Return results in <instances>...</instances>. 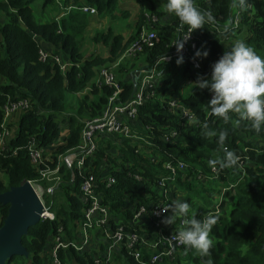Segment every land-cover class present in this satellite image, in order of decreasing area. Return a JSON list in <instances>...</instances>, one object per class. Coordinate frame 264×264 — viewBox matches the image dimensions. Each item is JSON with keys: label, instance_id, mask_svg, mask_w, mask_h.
<instances>
[{"label": "trees", "instance_id": "obj_1", "mask_svg": "<svg viewBox=\"0 0 264 264\" xmlns=\"http://www.w3.org/2000/svg\"><path fill=\"white\" fill-rule=\"evenodd\" d=\"M33 2L34 0L0 1V12L6 15V22L0 26V51L4 48V54L0 53V77L6 80V84L0 85V122L1 108L7 96H23L30 102L29 109L19 112L16 135L10 141V147L16 149V152L0 154V193L12 186L39 178L38 171L30 162L27 144L30 137H35L44 147L56 143L60 126L55 117L63 116L67 109L68 95L71 102L76 103V107L75 114L68 118L69 134L55 149V153L61 155L80 141L83 121L79 118L99 115L113 94L112 88H99L96 85L97 73L117 64L114 73L123 89L119 98L129 99L134 91L133 81L121 79L128 70L125 63L134 60L122 59L127 47L136 40L140 31H154V44L144 47L134 57H141L138 61L141 60L151 68L158 60L169 55L172 44L178 38L177 29L184 25L176 15H172L171 23L162 22L158 4L153 0H134L138 10L134 24L132 22L134 32L125 38L122 33L115 31L113 22L131 16L126 0H64L65 8L69 5L78 7L80 2H84L83 4L95 7L101 20H110L103 30L95 31L91 37L94 43L107 49L106 55L92 53L84 57L82 47L91 17L82 11L63 9L65 14L59 19L37 21L31 7ZM53 3L54 0H43L41 10ZM195 3L203 13L211 14L212 20L209 23H214L217 28L211 29L205 23L196 32L204 45V51L208 53L207 57L202 58V69H192L188 58L179 66L174 61L156 91L160 97L170 91L180 99L184 107L190 108L197 115L200 123L183 124L181 116L170 110L166 98L162 103L158 98L148 99L139 110L136 124L137 128H140V124L144 127L145 142L119 135L124 142V146L120 148L124 159L120 163L121 170L110 166L116 165L115 160L100 146L96 149L95 159L86 164L91 163L94 170L95 166L100 169L105 165L108 175L116 179V183L110 187L105 186L104 180L98 179L97 190L112 215L110 225L114 227V221L118 219L133 228L132 212L141 205L147 207L146 203H142L145 194L158 191V181L167 174L164 164L184 161L188 165V173L184 179L181 177L182 171L178 174L176 187L185 191L183 196H186L188 202L200 197L201 203L194 209L196 219L216 218L217 222L210 233L213 245L208 256H201L196 249L185 246L172 259L164 258L162 264H264V153H250L251 165L245 166L247 174L242 180H239L242 172L236 164L223 168L216 164L221 173L219 181L203 185L195 181L198 172H210L212 164L209 161L223 159L225 148L234 152L237 157L244 155L243 148L248 145L247 138L257 133L252 126L241 121L236 113L229 116L227 121L212 114L208 104L212 98L210 91L198 88L195 82L201 77L210 78L212 65L235 44L232 42L225 47L222 41L226 37L231 40L240 37L258 55L264 57V0H243V4L241 0H195ZM151 17H156L157 21H150ZM236 18L238 24L234 27ZM32 34L40 36L53 46L54 55L67 56L69 67L62 71L50 60L40 61L39 45ZM185 73L194 81L188 94L182 93L176 81L177 76L181 78ZM81 92L84 94L78 97L77 94ZM204 124H207V129L203 127ZM172 128L180 132L179 138L169 142L163 140V132ZM207 131L215 132L216 135L208 136L205 134ZM221 132L227 133L223 145L219 142ZM154 156L158 158L154 159ZM128 160L132 162L130 166H126ZM63 169L64 165L61 167V176ZM65 179L66 182L62 176L54 191L44 196L48 210L55 214V219L40 220L30 226L21 241L28 256H12L5 264H46L52 245L49 240L58 226L63 227L67 236H73L76 222L82 218L83 204L79 191L81 177L77 169H72ZM72 180L74 183H71ZM39 182L44 188L54 184L45 179ZM227 184L234 186L224 192V198L219 203L220 211L208 214L218 200L214 202L202 196L200 189H209L213 185L226 187ZM217 193L221 194V188ZM127 199L131 200L126 201ZM7 209V205L0 204V226L6 218ZM60 258L62 264H71L72 259L77 264H93L90 257L82 256L74 250H61ZM122 264L135 263L127 256V263Z\"/></svg>", "mask_w": 264, "mask_h": 264}, {"label": "built area", "instance_id": "obj_2", "mask_svg": "<svg viewBox=\"0 0 264 264\" xmlns=\"http://www.w3.org/2000/svg\"><path fill=\"white\" fill-rule=\"evenodd\" d=\"M65 9L82 11L90 17H95L97 15L95 7L83 3L78 7L69 5ZM150 21L156 22L157 18L151 17ZM205 23H208L211 29H217L214 23H209L208 20H206ZM237 24L238 19L236 18L234 19L233 26L236 27ZM197 30L198 29L191 32L187 25L184 24L180 26L177 29L178 38L172 44L173 48L167 57L158 60L151 68L146 66L136 69L137 80L135 81V89L132 96L127 100H121L119 98L123 89L113 69L110 67L100 70L96 75V85L99 88L102 86L112 88L113 94L110 96L105 109H103L99 115L83 121L80 141L75 147L67 150L65 154L61 155L55 153L56 146L61 144V142H59L60 140L55 143V146H52V144L50 147H44L40 145L35 137H30L27 144V153L32 166L35 167L39 173V178L28 182L35 191L43 207L40 220L55 219V214L48 210L44 196L45 194L52 193L55 186L61 181V167L64 163L66 162L69 165L73 164L81 177L79 191L83 204L82 218L76 222L72 237L67 236L61 225L58 226L56 233L52 235L53 242L49 249V259L46 264H62L60 258L61 250L64 252L74 250L82 256H88L91 258L93 264H112L116 255L121 256L124 263H127V256H129L135 264H162L164 258L172 259L180 248L186 246L175 238L178 232L185 227L183 224L185 218H181L177 229H171L165 233L163 231V227L165 226L163 221L168 217L170 212L168 211L165 213L162 211V207L168 206L172 202L171 196L173 192L176 191L175 188L178 179L176 177L178 174L181 171L183 172L181 176L182 179L187 176L188 165L184 161H178L176 164L172 162L164 164L167 174L163 175L158 181V188L161 196L159 198V203L152 207L141 205L135 209L132 215L133 228H130L122 221H114L116 223L114 227L110 225L109 221L112 220V215L109 213L108 207L102 202L101 195L97 190L98 179L95 175V170L92 169L91 163H86L87 161L92 162L95 159L99 137L104 133H115L125 138L145 142L143 138L144 127L140 124L138 125L140 128H137L136 124L138 123L139 110L141 106L148 102V99L158 98L162 103V100L166 98L170 110L181 116L183 124L198 125L200 123L197 115L190 108L184 107L180 99L172 95L170 91L163 97H160L156 91L162 84L161 80L164 79L166 71L168 72L167 69L171 63L177 59L178 53L175 44L180 40L186 39L182 51L184 59L188 58L191 61L192 69L196 71L202 69V58L204 57L193 59L194 53L198 49L204 51V45L196 34ZM155 38L156 35L154 31L147 29L140 31L136 40L125 50L122 59H135L134 57L138 56V53H140L144 47H150L154 44ZM225 39H230V37H226ZM39 60L42 62L50 60L52 64H57L62 71L70 65L68 62L61 63L59 55L51 56L47 51L42 49H39ZM161 63L165 64L161 65ZM182 76V84L185 85L189 83L191 88L194 83L193 79L189 78L188 73ZM29 108L30 102L27 98L19 95L14 98L7 96L6 102L1 108L0 154L16 152V149L13 150L10 147L12 136L11 129L7 126V119L14 113L23 112ZM232 115L233 113H229V116ZM241 121L252 126L251 121ZM179 135L180 132L172 128L165 130L161 137L163 140L169 142L178 139ZM61 139L64 141V138ZM247 142L248 145L243 148L244 155L238 156L236 163L237 168H239L242 173L245 172L244 166L248 165L251 152L259 154L264 153V127H262L259 133H255V136L248 137ZM220 176V169L212 165L208 174L198 172L195 181L203 185L210 181H219ZM136 178L139 179L138 176H136ZM42 179L48 182H54V184L44 188L39 182ZM104 181L106 187H110L116 183V179L112 175L106 176ZM233 186L232 184H227L226 187H223L220 197H223L224 192L230 190ZM220 201L221 198L215 202L214 209L208 214H214L220 211ZM144 214H149L151 226L153 229H156L155 238H151L149 234L141 233L134 227V220ZM96 227L101 229L106 239V246L100 254L92 258L91 255L88 254V249L91 244L92 232ZM71 264L77 263L72 259Z\"/></svg>", "mask_w": 264, "mask_h": 264}, {"label": "clouds", "instance_id": "obj_3", "mask_svg": "<svg viewBox=\"0 0 264 264\" xmlns=\"http://www.w3.org/2000/svg\"><path fill=\"white\" fill-rule=\"evenodd\" d=\"M165 8L169 14H175L183 24L187 25L191 32L202 28L206 17L208 21L212 20L211 14L203 13L195 0H166ZM185 42L186 39H183L175 44L178 66L184 63L182 51ZM207 55V51L198 49L193 59L207 57ZM195 85L200 89H208L212 93V98L208 102L212 114L227 121L230 118L229 113H236L241 120L251 121L252 127L258 133L264 127V57L258 55L246 43L237 42L230 50L225 51L212 65L210 78H198ZM203 127L207 129L208 126L204 124ZM205 134L216 135L212 131H207ZM226 136V132L219 134L221 145ZM237 160L235 153L225 148L223 159L212 160L209 163L213 166L219 164L223 168L235 165ZM169 208L172 215L163 221L165 224H174L176 218L185 217L183 220L185 227L175 238L189 248L196 249L201 256H208L209 249L213 245L210 233L217 222L216 218L207 217L198 220L195 218V213H192V218H186L191 211L190 205L181 200L172 201L170 205L162 207V211L167 213Z\"/></svg>", "mask_w": 264, "mask_h": 264}, {"label": "crops", "instance_id": "obj_4", "mask_svg": "<svg viewBox=\"0 0 264 264\" xmlns=\"http://www.w3.org/2000/svg\"><path fill=\"white\" fill-rule=\"evenodd\" d=\"M0 1H4V0H0ZM42 1L43 0H34L33 5L31 6L35 20H37L38 17L41 16V14H39L37 12V9H38L37 6L39 5L41 7ZM126 1H127L126 5L128 6V3L130 0H126ZM131 1L134 2V0H131ZM63 9H65L64 6H62V9L60 8L61 11H59V15H61V16H63L65 14ZM45 10H43V13H42L43 15H45ZM37 14H39V16H37ZM163 14H165V15L162 16V14H161V16H162L161 21L166 22V23H171L172 15H175V14H169V13H163ZM61 16H56L53 19H59ZM5 22H6V15L4 14V12H0V26H2ZM23 28H26V26H23ZM32 36L37 41V43L39 45V49L47 51L48 54L51 56L54 55L53 46H51L50 44L45 42L43 39H41L40 36H37L35 34H32ZM1 40H2V37L0 34V42H1ZM1 52L3 55L4 54L3 53L4 48H3V50L1 49L0 53ZM125 67H127L128 70H127V73H123L121 79H122V81H133L134 89H135L134 76H136V69H139L140 67H146V66L140 60L137 63L127 62V63H125ZM0 80H1L0 85L6 84L5 79L0 77ZM82 94H84V93H82V92L78 93L77 96L80 97ZM75 104L76 103L71 102V97H70V95H68L67 100H66L67 109L63 113V116L55 117V120L59 122V126H60L59 135L55 140L56 142H58V140H61V138L65 139L67 137V135L69 134L68 118L70 115L75 114L74 113V107H76ZM76 117H78V116L76 115ZM9 119H10L11 136L13 139L16 135V128L18 126L19 112L14 113ZM86 119H88L87 116L79 118L80 121H84ZM122 145L124 146V142L122 141V138L115 133L114 134L104 133L99 137V140H98V146H100L101 148H104L106 150V153L108 155H110V157H112V158H114L116 156V154L120 152V148L122 147ZM52 146H55V142L53 143ZM122 157H123V155H122ZM157 158H158L157 156H154V159H157ZM123 161L124 160H122L121 162H118L116 164V170H121L120 163H122ZM131 164H132L131 160H128L126 162V166H130ZM64 168L65 169H63V175L62 176H63L64 182H66V179H65L66 175L68 173H71V170L75 169V166L73 164L69 165L65 162ZM95 175L97 176V179L100 178L101 180H104V178L106 176H108L107 169H106L105 165H102L100 167V169L96 168V166H95ZM71 183H74V181L72 180ZM175 190L176 191H174L172 196H171L172 201L176 200L180 196L182 198L181 201H183L184 200L183 193L185 191L183 189L179 188V186H178V188L176 187ZM159 198H160V190L158 189L157 192L153 191V194H148V195L145 194V198L142 201V203H146L147 207H152V206L159 203ZM129 200H131V199H127L126 201H129ZM133 208H134V206H133ZM133 208L130 210H133ZM190 210L191 211L189 213V217L192 216V213H194V207L191 206ZM134 211L132 212V215H133ZM169 212H170V214L168 215V217L172 215L170 208H169ZM181 218H185V217L176 218L174 224H165V226L163 227V231L166 233L167 231H169L171 229H177ZM115 221L119 222L120 220L115 219ZM134 227L138 231H140L141 233L149 234L151 236V238L156 237V229H153V227L151 226L149 214L141 215L138 219L134 220ZM49 241H50V243L53 242L52 237H50ZM105 246H106V239H105L101 229L99 227H96L92 232V239H91V244H90L89 249H88V254L89 255H93V254L98 255L104 250ZM122 263H124V261L121 258V256H119V255H116L114 260L112 261V264H122Z\"/></svg>", "mask_w": 264, "mask_h": 264}, {"label": "rangeland", "instance_id": "obj_5", "mask_svg": "<svg viewBox=\"0 0 264 264\" xmlns=\"http://www.w3.org/2000/svg\"><path fill=\"white\" fill-rule=\"evenodd\" d=\"M54 1H55V3L50 4L46 8L45 15L42 14L44 9L41 10V7L39 5L37 6V8H38L37 9V12L39 14H41V16H39V14H37V16H39L38 19H37V21H41L42 20V21H49L50 22L52 20H55L53 18H55L56 16H61V15H59V11H61L60 8L62 9V6L64 5V0H54ZM153 1L156 4H158L157 5V8L159 9V11L162 14V16L165 15L163 13H168L166 11V8H165L166 0H153ZM82 3H84V2H80V4H82ZM127 7H129V10L131 12V16L128 19L123 18V19H120L118 21L113 22L114 23V27H115V31L122 33V35H124L125 38L128 37L132 33V31L134 32V30H133L134 29L133 28L134 25H132V22L134 24V21H135L134 18H136L137 11H138L137 10V5L134 2H132L131 0L129 1ZM102 20L99 18L98 15H96L95 17H92L91 16L89 26H88L87 31L85 33L84 44H83V47H82V53H83V56L84 57H88L92 53H94V54L97 53V54H100V55H106V53H107V49L105 47H102L101 44L94 43L91 40V37L95 33V31H101V30H103L105 28V26L108 24V22H110V20L107 19V18H104ZM232 42L237 43V42H244V41L241 40L240 37H237L234 40L225 39V40L222 41V43H223V45L225 47L229 46L230 43H232ZM138 60H139V58L138 59H134L131 62L137 63ZM60 62L61 63H64V62L70 63L69 58L67 56H62V57L60 56ZM111 68L114 71L115 67H111ZM176 81L178 83V87L181 89V91H182L183 94H188L190 92V85H189V83H187L185 85L182 84L183 79H181L179 76H177ZM0 82H1V80H0ZM7 126L10 127V119H7ZM59 142L62 143L63 140L61 139ZM113 159L115 160V163L116 164L118 162H121L122 160H124L123 157H122V154L120 152L117 153L116 156ZM250 161H251V159H249L248 166L251 165ZM110 166L111 167L112 166L116 167L115 164H111ZM244 169H245V166H244ZM246 174H247V172L246 173L244 172V173L239 174L240 175L239 180H242V178ZM0 176H2V172L1 171H0ZM220 188L222 190L223 187L222 186H219V185H216V186L213 185V186H209V189L208 188H204V189L201 188L200 190H201L202 196H205L207 199H211V200H213L215 202V200H218L220 198L222 200L224 198V197H220V193H217L220 190ZM210 191L215 192L214 195H213V192L210 193ZM209 193H210V196H209ZM183 197H184V200L183 201L184 202H188L187 199H186V196H183ZM181 199L182 198L180 196L176 200H181ZM199 202L201 203L200 197L198 199H193V201H189L188 203H189L190 207L193 206L194 209H195V208L198 207ZM95 256H96V254L91 255L92 258H94Z\"/></svg>", "mask_w": 264, "mask_h": 264}, {"label": "water", "instance_id": "obj_6", "mask_svg": "<svg viewBox=\"0 0 264 264\" xmlns=\"http://www.w3.org/2000/svg\"><path fill=\"white\" fill-rule=\"evenodd\" d=\"M136 80L137 76H134ZM0 204L8 206L0 226V264H5L12 256H28L22 237L30 226L40 221L43 207L27 181L0 193Z\"/></svg>", "mask_w": 264, "mask_h": 264}]
</instances>
